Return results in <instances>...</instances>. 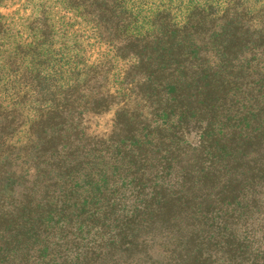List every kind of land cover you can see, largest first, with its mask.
Instances as JSON below:
<instances>
[{
  "label": "trees",
  "instance_id": "trees-1",
  "mask_svg": "<svg viewBox=\"0 0 264 264\" xmlns=\"http://www.w3.org/2000/svg\"><path fill=\"white\" fill-rule=\"evenodd\" d=\"M16 5V12L0 14V264L27 263L29 247L44 243L51 232L59 235L69 225L78 233L94 227L105 204L73 198L87 187L84 192L94 200L106 188L96 180L102 172H94L97 150L89 163L81 161L86 147L80 140H93L87 142L89 152L95 145L114 148L115 161L108 163L124 165L139 179L151 166L136 153L139 141L133 137L125 149L126 141L116 147L114 137L94 141L83 133L85 111H98L110 99L97 90L109 79L111 61L132 59L136 76L151 82L173 76V83H166L173 89L169 102L153 114L168 121L182 108L178 132L198 127L194 145L204 154L213 136H225L224 124L218 109L196 115L183 105L188 92L229 89L236 72L252 67L249 55L264 53V0L256 11L255 0H0V9ZM36 7L37 16H18L20 9ZM91 42L106 47L92 64L81 47ZM55 44L82 53L65 82L51 73L50 62L59 55ZM39 47L47 49L40 53ZM262 64H255L259 76H264ZM87 87L95 94L92 109ZM136 111L119 110L116 127ZM81 178L87 182L82 187L76 184ZM48 246L40 251L42 260L49 256Z\"/></svg>",
  "mask_w": 264,
  "mask_h": 264
},
{
  "label": "rangeland",
  "instance_id": "rangeland-1",
  "mask_svg": "<svg viewBox=\"0 0 264 264\" xmlns=\"http://www.w3.org/2000/svg\"><path fill=\"white\" fill-rule=\"evenodd\" d=\"M262 4L263 0H255V11ZM18 8H1L0 14ZM31 12L37 16V7L20 9L18 16L28 18ZM81 47L91 57L90 64L98 62V53L106 49L94 42ZM46 49L39 47V52ZM52 49L59 55L50 62L51 73L65 82L82 53L77 56L70 44L66 50L59 44ZM249 60L252 67L235 73L230 90L219 86L216 90L193 89L183 102L196 115L218 109L226 134L218 139L213 136L204 154L194 145L198 127L183 135L178 132L179 116H185L182 108L168 121L153 114L169 102L168 92L173 89L168 91L166 83L175 78L165 75L159 83L155 78L151 82L136 76L140 73L131 69L132 59L111 61L109 79L97 90L110 99L101 110L85 111L83 133L94 141L114 137L116 147L126 141L125 149L131 147L128 139L133 137L139 141L136 153L151 166L139 179L124 165L108 163L115 161L114 148L103 151L105 145H95L89 152L88 141L80 140L86 147L81 161L89 163L92 151L97 150L94 160L98 159L99 167L94 172H102L96 180L106 190L91 200L83 187L73 200L105 204L97 212V222L94 220L93 228H82V233L69 225L59 235L47 234L44 243L29 247L27 263L21 264H264V76L255 70V64L263 65L264 53H256L254 58L249 55ZM90 89L84 91L93 97L89 101L92 109L95 94ZM121 109L138 111L116 127L115 117ZM85 183L84 178L76 182L81 187ZM146 205L151 208L147 210ZM46 245L50 246L46 248L49 256L42 260L40 251Z\"/></svg>",
  "mask_w": 264,
  "mask_h": 264
}]
</instances>
